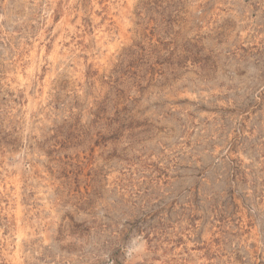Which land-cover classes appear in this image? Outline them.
I'll list each match as a JSON object with an SVG mask.
<instances>
[{
	"label": "rangeland",
	"instance_id": "374dc122",
	"mask_svg": "<svg viewBox=\"0 0 264 264\" xmlns=\"http://www.w3.org/2000/svg\"><path fill=\"white\" fill-rule=\"evenodd\" d=\"M0 264H264V0H0Z\"/></svg>",
	"mask_w": 264,
	"mask_h": 264
},
{
	"label": "bare ground",
	"instance_id": "6f19581e",
	"mask_svg": "<svg viewBox=\"0 0 264 264\" xmlns=\"http://www.w3.org/2000/svg\"><path fill=\"white\" fill-rule=\"evenodd\" d=\"M58 45H59V44H58ZM20 73H21V72H20ZM20 73H19V74H20ZM21 77H22V76H21ZM18 237H19V236H18ZM19 238H21V237H19ZM15 259H17V258H15Z\"/></svg>",
	"mask_w": 264,
	"mask_h": 264
}]
</instances>
